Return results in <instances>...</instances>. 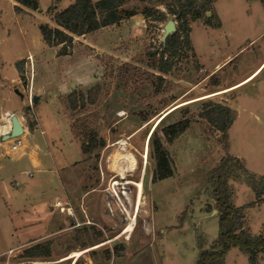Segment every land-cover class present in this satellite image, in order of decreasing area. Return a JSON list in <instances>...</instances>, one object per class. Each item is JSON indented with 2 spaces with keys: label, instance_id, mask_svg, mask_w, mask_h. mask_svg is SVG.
<instances>
[{
  "label": "rangeland",
  "instance_id": "374dc122",
  "mask_svg": "<svg viewBox=\"0 0 264 264\" xmlns=\"http://www.w3.org/2000/svg\"><path fill=\"white\" fill-rule=\"evenodd\" d=\"M53 1L39 0L37 10L18 12L16 0H0V60L4 62L0 110L17 109L32 129L39 119L41 126L24 138L28 148L38 145L50 168L54 159L58 165L69 164L59 188L52 172L38 171L29 162L9 174L0 171V250L43 232L35 224L24 226L26 214L43 204H48L50 214L46 235L0 255V264H196L200 245L207 243L209 248L219 234L208 172L225 155L222 133L206 118L208 103L237 110L238 119L229 129V152L232 145L243 154L248 169L263 175L264 128L258 119L264 121V65L253 80L182 105L163 121L161 117L179 103L237 82L258 66L264 59V4L214 0L221 26H215V18L212 25L206 18L190 21V47L180 43L172 53H165L173 67L163 73L158 65L165 48L164 27L169 19L179 24L168 13L174 0H125L124 9L141 14L139 31L127 34L134 29L133 20L99 30L90 40L101 48L74 36L68 54H60L62 44H46L40 31L43 23L57 26L47 13ZM70 3L61 0L58 9ZM159 10L167 13L166 19H157ZM233 53L229 65L212 73L220 60ZM20 59L24 70L19 82L16 63ZM71 66L83 73L90 66L98 73L95 84L102 86L95 103L76 110L70 107L69 93H86L95 84L71 92L61 88V82L71 79ZM35 72L36 102L28 89ZM186 118L190 127L168 143L162 129ZM156 128L174 162L173 176L157 181L153 179L156 161L149 150ZM92 137L98 142L104 139L105 144L83 152V143ZM21 152L4 154L1 161H17ZM238 184L245 190L238 192L237 205L248 208L250 226L257 232L264 223V206L249 208L252 188L231 180L233 189ZM56 199L62 200V206H54ZM34 245L48 246L51 254L23 256ZM229 255V261L249 264L240 250Z\"/></svg>",
  "mask_w": 264,
  "mask_h": 264
},
{
  "label": "trees",
  "instance_id": "16d2710c",
  "mask_svg": "<svg viewBox=\"0 0 264 264\" xmlns=\"http://www.w3.org/2000/svg\"><path fill=\"white\" fill-rule=\"evenodd\" d=\"M61 0H54L47 9L56 27L48 23L40 25L43 40L49 46L62 44L60 54H68V48L72 47L74 36H80L100 28L118 25L122 21L137 14L136 10L123 8L125 0H76L66 8L59 10L58 3ZM175 4L169 5L168 13L174 15L179 21L176 31L165 39V48L160 57L158 69L163 73L169 72L173 63L169 58L165 59V53H172L174 45L184 43L190 47V21L205 19L212 25L215 18V26H221L212 3L214 0H174ZM15 5L18 12H26L22 7L37 10L40 7L39 0H16ZM264 4V0H262ZM158 12V20L166 19L167 13ZM208 13H211L209 16ZM146 17H151V12H145ZM24 60V59H22ZM16 63L17 69L23 79V61ZM164 77H160L163 81ZM161 84L157 87L160 92ZM102 86L98 83L91 87L86 93L84 91H72L68 95L70 107L73 110L85 107L87 103H95L101 93ZM207 99V98H205ZM211 107L206 110L207 120L222 133L223 148L225 155L208 172V179L211 184L210 196L212 197L219 216V234L216 241L209 247L203 248L200 245V252L196 264H225L228 252L233 248H239L249 257V264H258L264 256V234L253 235L245 228L246 213L245 206H237L234 202L235 191L231 186V180H240L248 184L255 192L258 201L263 200L264 195V174L259 175L249 170L243 159L229 152V129L235 122L238 112L229 105L221 103H208ZM165 119V118H164ZM163 119V120H164ZM162 120V121H163ZM161 121V122H162ZM160 125V124H159ZM190 127L188 118L165 126L162 133L168 143H173ZM158 128V127H157ZM157 128L153 131L149 150L156 161L154 180H163L174 174V162L168 148L165 146ZM98 144H105L104 139L98 142L90 138L88 143H83V152H91ZM50 248H43L34 245L27 248L23 256L39 257L49 256Z\"/></svg>",
  "mask_w": 264,
  "mask_h": 264
},
{
  "label": "crops",
  "instance_id": "0c3cea01",
  "mask_svg": "<svg viewBox=\"0 0 264 264\" xmlns=\"http://www.w3.org/2000/svg\"><path fill=\"white\" fill-rule=\"evenodd\" d=\"M75 1L76 0H71V3L70 4H72ZM94 1H97V0H94ZM252 4H255V5L261 4L263 6V3L261 2V0H252ZM24 8H25V10L27 9L26 7H24ZM59 10H62V9H59ZM140 15L141 14H135V15L131 16L130 18L122 21L120 23V25H113V26L103 27V28H100V29H98L96 31H93V32H90V33H87V34H83V35H80V36H76V37L79 38L80 40L84 41L85 44H89L91 47L101 48L100 46L96 45L94 42H92L90 40L91 34H94V33L98 32L99 30H102L104 28L105 29L106 28L113 29L114 27H122L124 24H127L128 22H131L132 20L134 21V29H129V31L127 32V34H129L131 32H137V31L140 30V28H138V27H139V23L142 21ZM77 48L78 47L75 46L74 47V50L77 49ZM234 55H235L234 53L233 54H229V56H226L225 58H223L222 60H220L221 62L219 64H217V66L212 70V73H214L215 71H217V70H219L221 68L223 69L224 67H226L227 65H229L233 61L232 58L234 57ZM20 60H22V59H20ZM27 63H29V61H27ZM263 65H264V59L258 64L257 67H255L251 72H249L248 74H246L245 76H243L237 82L232 83V84L227 85V86H224L223 89H218V90H215V91H221V90H224V89H228V88H230L232 86H235V85H237L239 83H242V82L246 81L252 75H254L259 69H261ZM3 66H4V62L0 60V69H2ZM71 70H72V73H71V79H70V81L69 82L67 81L66 83H62V82L60 83L61 88H66L69 92H71L76 87H82V88L90 87V86L94 85L95 82H96V80H97V76L96 75L98 73H96L95 71L93 72V70L90 68V66L88 67V69L86 70V72L84 71V73H83V71L80 72L79 69H77L74 66H71ZM35 77H36V72L34 73V79H33V75H32V80L28 84V89L31 90L32 96L34 97V101L36 102L38 100V97L35 96ZM20 80H21V77L19 75V78L17 79V81L20 82ZM215 91H213V92H215ZM18 92L20 93L19 90H18ZM206 94H209V93H206ZM204 95L205 94H201V95H199L197 97L204 96ZM197 97H194V98H197ZM194 98H191V99H194ZM191 99H188V100H191ZM32 106H34V105H32ZM13 114H16L18 116V118L20 119V121H21V123L23 125V129H24L23 134L20 135L21 138H22V140H23V144H22V146L17 151H13L12 148H11L14 138L7 139L5 141L2 140V135L8 133L11 130V127H12V123L9 121V119H8L7 116L8 115H13ZM0 115H2V117L8 122L6 129H3V130L0 129V147H5V151L4 150L0 151V171L4 175L5 174H9V173L14 172L19 165L24 164V162L25 163L26 162H29L38 171H43V172L49 171V172H52L53 173L52 174V181H53L55 187L59 188L60 185H61V174H63V169L65 167H67L69 164L68 165H58L56 163V160L54 159L53 160V167L50 168L48 166L49 165V161H46L45 159H43V158L40 157V154H39V151H38V145H36L35 147H32L31 149H29L28 148V144L24 141V138L26 137V135L31 134L32 133L31 132L32 130H35L36 128H39L41 126L40 125V122H39V119H38V123L36 124L35 128L32 129L29 126V124L27 123V121L25 120V118L19 114V112H18L17 109H14V108H5V106H4L0 110ZM237 119L238 118H236L235 122L237 121ZM258 122L264 128V121L262 119H258ZM41 132L43 134H45V130L44 129H41ZM52 142H54V141H52ZM49 143H51V142L49 141ZM18 151H22V152L18 156L17 161H14V162H11V161L10 162H5V161L2 162L1 161V158L4 156V154L5 155H8V154H10L12 152H18ZM231 151H232V154L233 155L238 156L241 159L244 158L243 157V154L239 153L238 151L235 152L232 149V145H231ZM252 169H255V168L252 166ZM24 172L27 175H29L28 174L29 172L32 173V175H29V176H33V174H34L32 171H29V170H24ZM241 184L236 185V187L234 189V191H235V194H234V202H235L236 205H237L236 197L238 195V192H240L242 190H245V189H242V187H241L242 185ZM239 187H241V189H238ZM250 190L253 193V198H251L249 200L248 204H247V205H250L249 208H251L253 206H257V207H261L262 206L263 207L264 206V195L262 197L263 200H259L258 201L255 192L252 189H250ZM247 194L250 195V193H247ZM7 195L9 197V199L13 200V194L12 193L8 192ZM57 201H62V200L61 199H56V201L53 203L54 206H56ZM6 202H7L8 205H10L9 204L10 202L8 200H6ZM47 206H48V204H43L38 209H35L34 212H29V214H26V216L28 217V221L30 223H28V221H25V224H24V226H28L30 224L31 225L35 224V225L39 226L40 228L43 227V232H40L39 234H37V236L31 237L29 240H26V241L20 243L17 246H9V247L7 246V247L1 249L0 250V255L7 254L12 249H15L18 246L25 245L29 241H32L34 239H38L42 235H46L47 229H48V226L47 225H48V222H49V219H50V214L46 211ZM237 206H245V205H237ZM247 209L248 208L245 209V213H246V224H245V228L247 230H249V232L252 233L253 235L264 234V223L262 224V226L260 227V229L257 232H254L253 231V228H252V226H250V223H249ZM213 212H215L218 215L217 210H213ZM15 229H17V228L15 227ZM206 246H207V243L204 244L203 248H207ZM236 250H240V249L237 248V247H233L228 252V254L226 256V262H225V264H237L236 261H229V256H230L229 254H231V252H234ZM237 256H238V254H237ZM246 257H247V260L249 262V257H248L247 254H246ZM263 260H264V256L261 257V259L259 260V263L258 264H260V262L263 261Z\"/></svg>",
  "mask_w": 264,
  "mask_h": 264
},
{
  "label": "water",
  "instance_id": "95a60500",
  "mask_svg": "<svg viewBox=\"0 0 264 264\" xmlns=\"http://www.w3.org/2000/svg\"><path fill=\"white\" fill-rule=\"evenodd\" d=\"M176 29H177L176 21L174 19H169L164 27V39H166V37L169 36L170 34L174 33ZM11 123H12L11 130L2 136L3 141L18 137L22 135L24 132L23 125L16 114L12 115Z\"/></svg>",
  "mask_w": 264,
  "mask_h": 264
},
{
  "label": "bare ground",
  "instance_id": "6f19581e",
  "mask_svg": "<svg viewBox=\"0 0 264 264\" xmlns=\"http://www.w3.org/2000/svg\"><path fill=\"white\" fill-rule=\"evenodd\" d=\"M263 68V67H262ZM261 69H259L254 75H252L249 79H247L246 81L254 78L260 71ZM238 85V84H237ZM236 86V85H235ZM233 88V87H232ZM227 90V89H226ZM225 90V91H226ZM222 91H215V92H211L209 94H205L204 96H200V97H197V98H194V99H191V100H187V101H184L182 103H179L178 105L170 108L168 111H166L163 116L161 117V120H163L169 113H171L173 110L177 109L178 107L182 106V105H185L187 103H190V102H194V101H197V100H200V99H204V98H208V97H211L213 95H216L218 93H221ZM224 92V91H223ZM4 119V118H3ZM7 121L4 119V120H1L0 121V129L3 130V129H6L7 128ZM151 134L148 135V139L150 138ZM66 259V258H64Z\"/></svg>",
  "mask_w": 264,
  "mask_h": 264
},
{
  "label": "built area",
  "instance_id": "2783aa9c",
  "mask_svg": "<svg viewBox=\"0 0 264 264\" xmlns=\"http://www.w3.org/2000/svg\"><path fill=\"white\" fill-rule=\"evenodd\" d=\"M7 117L9 119V121L11 122L12 115H8ZM3 135H5V134H3ZM22 144H23V140H22L21 136L15 137L13 140L11 148L13 151H17L22 146ZM28 174L32 175V173H30V172ZM56 206H58V207L62 206V201H57Z\"/></svg>",
  "mask_w": 264,
  "mask_h": 264
}]
</instances>
